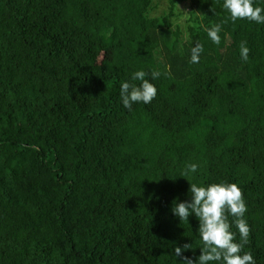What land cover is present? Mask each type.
Masks as SVG:
<instances>
[{
	"label": "trees",
	"instance_id": "1",
	"mask_svg": "<svg viewBox=\"0 0 264 264\" xmlns=\"http://www.w3.org/2000/svg\"><path fill=\"white\" fill-rule=\"evenodd\" d=\"M222 4L0 0V264H181L186 243L196 260L199 221L173 201L220 182L241 188L243 252L264 264V24L222 23ZM139 70L158 91L129 110Z\"/></svg>",
	"mask_w": 264,
	"mask_h": 264
},
{
	"label": "clouds",
	"instance_id": "2",
	"mask_svg": "<svg viewBox=\"0 0 264 264\" xmlns=\"http://www.w3.org/2000/svg\"><path fill=\"white\" fill-rule=\"evenodd\" d=\"M222 7L229 14L222 21L247 20L256 24H264V7L256 6L254 0H223ZM221 24H213L207 28V35L211 41L219 45L221 37ZM240 56L243 61L249 59L250 48L246 41L239 45ZM203 45L196 43L191 49L190 63H199ZM166 74V73H165ZM149 74L143 70L132 74L135 83L122 82L120 86V98L125 108L131 109L135 103L149 104L157 95L156 86L146 79ZM162 73L159 70L151 71V79H158ZM198 165L189 163L181 177L196 173ZM190 201L177 203L173 201L172 213L181 222L187 221L190 215H195L199 221L198 234L201 240L200 255L196 260L183 253L192 249L191 244L174 248V254L181 258V264H256L250 252H243V248L249 242L251 228L244 218L247 206L240 187L235 183L220 182L206 186H198L189 183ZM233 219L229 221V217ZM238 229L239 242H236V234L231 231L232 225ZM243 253V254H242Z\"/></svg>",
	"mask_w": 264,
	"mask_h": 264
},
{
	"label": "rangeland",
	"instance_id": "3",
	"mask_svg": "<svg viewBox=\"0 0 264 264\" xmlns=\"http://www.w3.org/2000/svg\"><path fill=\"white\" fill-rule=\"evenodd\" d=\"M165 7V0H160V5H159V9H163ZM189 10L188 6L186 5V3H181L178 7H177V11L179 13H181L182 17L185 18L187 16L186 12ZM236 40V38H233L232 41L234 42ZM259 47V46H257Z\"/></svg>",
	"mask_w": 264,
	"mask_h": 264
}]
</instances>
